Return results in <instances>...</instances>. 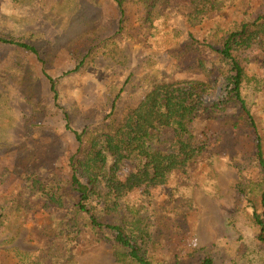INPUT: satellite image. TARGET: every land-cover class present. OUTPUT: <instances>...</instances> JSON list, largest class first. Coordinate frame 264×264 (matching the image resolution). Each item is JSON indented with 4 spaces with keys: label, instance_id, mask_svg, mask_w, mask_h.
<instances>
[{
    "label": "rangeland",
    "instance_id": "374dc122",
    "mask_svg": "<svg viewBox=\"0 0 264 264\" xmlns=\"http://www.w3.org/2000/svg\"><path fill=\"white\" fill-rule=\"evenodd\" d=\"M120 1L122 23L112 0H0V35L36 46L45 62L28 50L0 44V264H117L115 231L108 230L106 243L71 231L48 235L49 227L65 221L79 202L71 191L69 165L79 145L65 114L71 128L81 131L101 124L119 97L115 120L120 122L160 84L200 85L203 101L211 105L222 97L225 84L221 69H215L218 54L208 48L187 52L185 45L193 37L220 50L229 32L264 15V0H227V8L207 12L193 27L186 17L191 0H156L150 20L144 0ZM258 30L253 46L235 56L264 79V25ZM80 41L92 54L88 65L75 72L72 51ZM44 72L59 80L62 109ZM252 113L264 148V92ZM234 114L228 111L216 121L184 112L181 121L194 144L205 145L223 130V147L192 176L169 175L160 161L152 186L130 195L150 198L160 209L167 189L193 199V212L177 221L162 251L170 264H196V252L216 244L243 253L255 243L259 228L245 215L251 209L243 203L237 214L236 207L243 178L262 173L253 135L230 131ZM127 164L126 171L139 168ZM53 196L63 204H53ZM232 259L224 254L221 264Z\"/></svg>",
    "mask_w": 264,
    "mask_h": 264
},
{
    "label": "trees",
    "instance_id": "16d2710c",
    "mask_svg": "<svg viewBox=\"0 0 264 264\" xmlns=\"http://www.w3.org/2000/svg\"><path fill=\"white\" fill-rule=\"evenodd\" d=\"M115 2L121 12V23L125 11L120 0ZM227 0H191L186 17L191 26L201 24L202 16L211 10H224ZM148 20L157 8L156 0H144ZM264 25V15L245 20L241 27L228 33L220 50L212 45L190 37L185 45L187 52L208 48L218 54V67L224 78L222 97L208 105L203 101L202 86L194 83L160 84L143 99L137 108L130 111L120 122L115 120L118 105L116 97L111 113L101 124L89 126L81 131L71 128L69 118L67 129L76 137L79 145L77 154L69 161L71 170V191L79 196V202L67 219L49 227V237L63 235L65 231L88 236L96 243H106L108 230L118 234L114 248L117 264H170L162 251L170 233L178 223L186 220L193 212V199L177 189H167L166 204L156 207L150 198L131 199L137 189L150 188L154 182L157 164H164L167 174L192 176L205 162L224 145L225 132L219 130L207 144L198 146L181 118L191 111L195 116L208 120H221L228 111L235 114L229 121L230 131L237 134H252L255 143L256 164L261 176L243 178L239 186L237 214H242V204L247 203L246 220L254 223L259 231L254 245L239 253L230 245L216 244L196 252V264H221L223 255L233 257L232 264H260L264 262V148L260 130L252 108L264 92V79L251 74L235 53L249 49L257 40L258 28ZM257 28V29H256ZM1 45H13L35 54L42 64L44 60L39 49L27 42H17L0 35ZM92 49L87 42L75 44L72 55L76 60L75 72L85 68L91 60ZM209 71L210 68L207 67ZM70 73V72H68ZM67 73V74H68ZM51 85L54 103L59 109V80L44 72ZM139 164L137 170H127V163ZM111 164V165H110ZM41 190V189H39ZM149 199V200H148ZM55 205H62L60 198H51ZM2 215H0V221ZM236 218L232 225L236 226ZM224 250H229L226 252ZM20 258L22 254L16 252ZM193 256V255H192ZM29 259L28 255H25ZM53 264H59L55 261Z\"/></svg>",
    "mask_w": 264,
    "mask_h": 264
}]
</instances>
